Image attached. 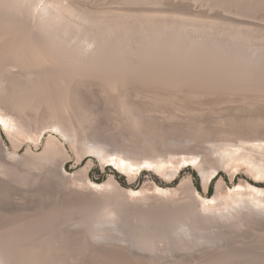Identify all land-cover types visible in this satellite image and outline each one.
Returning <instances> with one entry per match:
<instances>
[{
	"label": "bare ground",
	"instance_id": "1",
	"mask_svg": "<svg viewBox=\"0 0 264 264\" xmlns=\"http://www.w3.org/2000/svg\"><path fill=\"white\" fill-rule=\"evenodd\" d=\"M164 1L166 5L168 0H0V127L9 136L18 134L29 138L35 129L31 130L28 124L26 110L43 107L47 109L49 119L41 128L36 126L40 131L34 132L38 134V141L44 137V132L51 133L45 150L60 149L65 157L68 153L66 141L76 153H80L81 147V155L77 154L80 159L91 154L114 165L125 175L148 169L169 179L176 178L184 164L191 162L207 190L221 168L210 166L206 169V156L184 158L180 155L183 161H176L175 156L168 161L149 159L139 162L133 158L134 154L130 155L129 149L107 155L106 147L99 145L101 142L80 145L83 133L95 128L96 113L94 115L91 107L106 108L109 98L117 102L121 113L134 127L141 119L137 121L134 115V106L139 104L140 97L153 100L151 102L156 98L160 101L165 99L163 92H159L162 90H171L176 96L190 92L188 96L195 94L196 97L202 91L212 96L221 88L243 93L264 90V27L243 24L246 19L253 18L252 14L264 9V0H193L206 1L210 6L208 12L198 10L203 12L200 15L197 11L196 15L195 7L191 6L194 10L189 9L193 13L185 12L186 15L180 11L171 16L164 15ZM181 6L179 2L174 5L176 8ZM156 92L163 97L160 99ZM171 95L166 93V96ZM72 96H80V99ZM89 100L95 103H89ZM77 101L83 106H77ZM138 125L135 126L137 129ZM55 135H60L62 141ZM243 144L232 143L228 149L219 148L222 161L219 165L237 167L244 162L256 177L264 179V137L249 145ZM53 150L35 156L46 169L45 175L54 194L53 205H43L42 200L47 197L43 194L45 187L22 189L21 200L15 196L9 198L10 195L4 199L0 197V264H82L83 238L95 254L113 249L112 253L116 251L118 256L121 253L142 264H250L251 259L247 262L238 249H249L254 245L256 260L249 257L256 263L261 258L264 261V188L240 185L235 190L230 189L226 197L221 193L220 182L215 196L204 198L192 181L185 180L189 186L185 185L193 191L189 200H180L178 189L155 186L152 195L157 197L154 201H137L141 191L127 189L124 194L128 200L112 205V195L99 193L119 186L113 177L102 184L86 178L84 189L79 188L81 185L72 186L69 184L72 176L62 170L70 157L67 154L57 164L55 157L58 155L52 153ZM5 151L4 157L0 154V190H9L18 182L15 176L18 175L17 155ZM53 167L58 168L57 174ZM87 170L84 177H87ZM13 178L16 180H11ZM24 179L20 181L24 183ZM36 194L45 197L41 196V200ZM53 194L49 193L50 198ZM29 196L39 197V204H43L34 205ZM220 203H224V207L217 209ZM180 211L186 214L182 218L185 219L182 232L165 229L160 220L165 218L171 223ZM92 215L95 220L90 218ZM87 217L94 220L92 225H86ZM131 220L134 231L131 230L133 233L129 235L126 228ZM243 227L256 229L258 235L253 243L243 242L249 246L239 247L231 241V234ZM199 230L207 231L206 235L200 238ZM246 252L244 250V254Z\"/></svg>",
	"mask_w": 264,
	"mask_h": 264
},
{
	"label": "rangeland",
	"instance_id": "2",
	"mask_svg": "<svg viewBox=\"0 0 264 264\" xmlns=\"http://www.w3.org/2000/svg\"><path fill=\"white\" fill-rule=\"evenodd\" d=\"M114 1H118V0H114ZM182 1L183 0H168V1H166V5H165V1H164L165 7H162V8H164V10L162 9L163 12L165 11L164 15L165 16H167V15L171 16L172 14H175L174 12H176L177 14H178V12L181 13L180 11H182L183 14H186L187 12H189V13L192 12L194 9L196 11H193V12L196 13V15H198L197 13L198 12H199V14L202 13L203 11L202 12H200V11L203 9H204V12L205 11L208 12L207 10L210 7V6L208 7L209 4H207L206 1H193V0L192 1L191 0H187V1L184 0V2H182ZM178 2L181 3L182 6L177 7V8L174 7V5L178 4ZM205 4H207V5H205ZM168 5H170V6H168ZM191 6L193 8L194 7L195 8L193 9ZM189 7L192 8L191 9L192 11L189 9ZM186 8L189 9L190 11L187 10ZM198 10H200V11H198ZM216 13L218 14V12L215 11V14ZM211 14H214V12L213 13L211 12ZM263 14H264V9H261L260 11L255 12L254 15L252 14L253 18H250L252 20V22H250L251 20L249 21L248 19H246V23L243 22V24L247 25L249 23L248 26H251L253 24L252 25L253 28H257V26H258V28H260V27L263 28L264 27V24H263L264 23V15ZM254 26H256V27H254ZM221 89H224V88H221ZM221 89H219V91H217V90L214 91L212 93L213 97L211 96V93H209V92L203 93L204 91H202V94L198 93L197 97L194 96L195 94H191L188 96L187 94H189L190 92H188L187 94H186V92H184L183 95L186 94L185 96L181 95L182 93L180 95H178V93H177L178 96H176V93H173L171 90L159 91V92H161V94L163 92L162 95L163 96L165 95L164 96L165 99L158 101L157 100L158 98H156L155 101H158V102H155V101L151 102L153 100L149 101L150 99L149 100H147V98L141 99V97H140L141 101L138 99L140 101L139 104H137L136 107L134 106V109H135L134 115H135L137 121L141 118L139 120L140 123L138 122V124L139 125L142 124V126L141 125L139 126L138 124H136V125H134V127H132L133 126L131 124L132 122L127 118V116H125L123 113H121L120 107H117L118 106L117 102L114 103L113 100L110 101L111 98H109V100H108L109 106L108 107L106 106V108L97 105L98 108L95 109L97 107L96 105L94 107L93 104H91V105L89 104L90 106H93V108L91 107V109H93V111H95L94 115L96 113V116H97V117L95 116L96 121L93 123L94 124L93 127L95 126V128H93L94 130L92 129L93 131H91V132L89 130L87 132H85L87 134L83 133L82 139L80 140V145L82 144L81 146H83V145L86 146L88 144L91 145V144H93V142L94 143L97 142V144H99L101 142L99 145H103L104 147H106V154L107 155L108 154L114 155L117 151L118 152L126 151V149L128 151V149H129L131 151L130 155L134 154L133 158H136L137 161H139V162H145L146 160H149V159H157L159 161H168L169 159H171L175 156H176V159L175 158L174 159L176 161H183L184 158H192L195 155H201L202 158H204L206 156V158L204 159V160H207L205 163L206 169H209L211 167L212 168L217 167L218 169L221 168L218 170V175L212 180L211 184L213 185V191L211 193L209 190L211 184L208 187V189L206 190L203 183H202V178H201V175H200L198 169L195 168L196 166L194 164H192L191 162H189L188 164L187 163L184 164L179 175L176 178H170L169 179V178H166L165 176H162L163 174L156 173V172L150 171L148 169L147 170L141 169L140 171H136L137 173L132 172L131 174L125 175L124 173L119 171L114 165L102 162L99 159H97L96 156H94V155L87 154V155H85L84 158L80 159L79 155H81V151H82L81 147L79 148L80 153H76L74 151V149L71 148V146L68 143H66V141H65L64 145H65V148L67 149V152H68V153L66 152L68 154V155L67 154L66 155L70 158H68V160L66 161L62 170L63 169L66 170V172L72 176V181L70 180L69 184H71L72 186H77V187H79L81 185L79 188L84 189L86 187V182L84 181V180H86V178H89L92 182H94L96 184H102L104 182H107L111 177H113L118 182L119 186L115 185L112 188L110 187L107 190V192L105 190H103L102 192L99 193L100 195H104V194L106 195L107 193L112 195L113 196V197L111 196V198H113L112 205H114V203H123V202L128 200L127 199L128 197L125 196V194H124L125 190H127V189L128 190H139V191H141L142 195H140L139 197L136 198L137 201H143V200L154 201V199H156V197H157L154 194L152 195V193H154L155 186H158L160 188H166V189L167 188L178 189L180 200H181V198H182V200L183 199L189 200L192 198V194H193L192 193L193 191H191L192 189L190 187H187V186H189V185H187V184H189L187 182L189 180L192 181V184L195 186V188L198 190V192L204 198H208V197L213 198L216 194V187L220 182H221V184H219V185H221V187H222L221 193L223 194V196H226V197H228L230 189L235 190L240 185L245 187L246 184H251V185L259 187V188H264V179L256 177L255 172L252 173V171L249 170L248 165H245L244 162H241L240 166H237V167L236 166H228L225 168V166H222L221 164L219 165V163H221L222 161H220L221 159H220L219 154H218V151L220 149H222V147L228 149V145H230V144L232 145V143L234 145H238V144L244 145L243 143H245V145H249V144H251V142L253 140L261 139L264 137V92H263L264 90L258 89V91L257 90H255V91H244V93H243L241 90H235L236 91L235 92V91L229 89L228 90L229 92H228V91H226L227 89L226 90L224 89V91ZM170 91L173 93L172 95H171ZM230 91H232V92H230ZM239 91H240V93H238ZM260 91H262V92H260ZM166 93H167V95L169 94V96L171 95V97L174 95L172 97L173 99L169 96H166ZM156 94H158V93L156 92ZM161 94L160 95L158 94L160 96V99L162 96ZM206 94H210V95H206ZM220 94H221V96H220ZM158 95H155V96L157 97ZM254 95H256V96H254ZM72 97L77 98V96H72ZM78 97L79 98H77V99H80V96H78ZM174 97H175V99H174ZM169 99H170V101H169ZM192 99H193V101H192ZM228 100H230L229 102L231 104L228 102ZM231 100H232V102H231ZM83 101H84V104L87 103V102H85V99H83ZM245 101H246V103H245ZM91 102L95 103L93 101H90L89 103H91ZM136 102H137V100H136ZM241 102H243V103H241ZM244 104H245V106H244ZM246 104H248V105H246ZM78 105H80L81 107L83 106V104H80L77 101V106ZM147 106L150 108H148ZM258 106H259V108H258ZM257 109H258V111H257ZM46 110L47 109H43V107L40 110H36L34 108H32L31 110H29V109L26 110L27 111L26 115H27V118L29 119L28 124L31 125L30 126V127H32L31 130L35 129V130H33L32 134H29V136L31 135L29 138L26 135L23 136V135H18V134L12 135L13 137L9 136L5 132V130L0 127L1 134H2V140L0 139V154L1 155L4 154V155H2L4 157L6 155L5 150H9L10 152L17 155V162H15V163L16 164L18 163L17 167L15 166L16 170H17L16 174H18L15 176H17L18 180L15 179L16 177L11 179V180L18 181L17 183L15 181H14L15 183L12 181L17 186L16 185H14L13 187L10 186L9 190L1 189L0 190V197H2V199L6 198V196L10 195L9 198L15 196L18 200H21L22 195H23L22 189H24V188L26 189V187L30 188V187L34 186V187H38V188H44L45 187L46 190H45V193H43V194L47 197L42 196L43 194L42 195L36 194V196L40 195L39 196L40 199L42 197H45L44 200L41 199L42 201H44V204L42 202V204L44 206H48L49 204L51 205L52 203H55L54 202V194L52 193L53 190L50 189V188H52V186L50 185V183L47 180V177L45 175L46 169L42 165L41 161H38L37 160L38 158L35 157V156L38 157L41 154L43 155V154L47 153V151H49V150H53V148L48 149V150L46 149L47 151L45 150L46 145H47V141H48V137L51 134L50 132H47V133L44 132V137L39 141L37 140L38 134L35 133L36 130L37 129L39 130L41 128L40 126L43 125V123H45L49 119V115H46V114H48V112H46ZM181 110H183V111H181ZM41 111H43V112H41ZM249 112H253L254 115H253V113H249ZM191 113L193 114V116ZM199 114H201L200 119L198 116ZM168 115L170 117L171 116L172 117L166 118V116H168ZM173 115L175 116V118ZM164 117L166 118V120ZM169 118L170 119L174 118V119L170 120ZM35 119H36V121H35ZM44 119H45V121H44ZM168 119H169V121H167ZM179 119H181V120H179ZM137 121H136V123H137ZM172 121H175V122H172ZM198 121H199V123H198ZM38 125L40 128L36 127ZM137 125L139 127L138 129L135 127ZM261 127H263V128H261ZM33 133H35V134H33ZM55 136L59 140L62 141V137L60 135H55ZM82 141H84V142H82ZM228 142H229V144H228ZM15 145H17V146H15ZM54 150H58V151H54ZM54 150L52 151V153L54 152L55 154L57 153L56 155H58V156L55 155L56 156L55 162L57 164H60L61 161H63L65 159L66 155H65V157H64V155H61L62 152H63V154H65V153L62 150H61L62 152H60V149L54 148ZM165 150H167V151H165ZM208 151H210V152H208ZM49 152H51V151H49ZM77 154H79V155H77ZM167 154L170 155V157ZM1 155H0V157H2ZM156 155H158V156H156ZM180 155L184 158H182ZM78 156H79V158H78ZM186 156H189V157H186ZM138 157H139V159H138ZM180 158H181V160H180ZM88 164L90 166H88ZM85 168H87L88 170ZM54 169H55V172L58 170L57 167ZM85 170H87V177H84L85 176L84 175ZM113 171H115L117 175H115L113 173ZM57 173H58V171L56 172V174ZM220 173H222L223 175H220ZM24 177L26 179H24ZM23 179L25 181L24 183H22V181H20ZM185 180H187V181H185ZM98 181H100L101 183H98ZM197 183L199 184V186L201 188L200 190L197 188ZM23 184H24V186H23ZM53 189H54V186H53ZM123 189H124V191H123ZM110 191L113 192V194ZM49 193H50V195L53 194V196H52L53 200L51 199L52 197L50 198ZM33 194L35 195V193H33ZM34 195H32V196H34ZM118 195H120V196H118ZM114 196H116V197H114ZM30 197L31 196H29V200L30 201L33 200L32 203L34 205H35V203H36V205H42V204H39V203H41L40 201H38V200H40L39 197L38 198L34 197V199L32 197L30 199ZM118 197H120V198H118ZM46 198H47V200L49 199L50 201L49 200L47 201ZM174 200L175 199H173V201ZM45 201H47V202L45 203ZM49 202H51V203H49ZM85 205H86V203H85ZM111 207H113V206H111ZM219 207H224V203L218 204L217 209ZM84 209H86V207ZM96 210L95 211L98 214V208ZM84 211H86V210H84ZM96 213L94 215H96ZM181 213H183V212L180 211L178 213L179 216H177V215L174 216V219H175V220H173L174 223H173V221L171 223H169L168 222L169 220L167 221V219H165V218H163V220H160V222L161 221L164 222V226H166L165 229H167L169 231L171 229V231H175V232L177 231V233L179 231L182 232L181 226H183V228H184V225H185L184 224L185 222H183V221H185V219H182V218H185L186 214L184 215V213L183 214H181ZM94 215H92V217H90V218L92 219ZM183 215H184V217H183ZM87 219H88V217L85 218V222L88 223L86 225H89V224L92 225L93 221L95 220V218H93L94 220H91V219L87 220ZM89 221H90V223H89ZM131 222L132 223H130L128 225V227L126 228L128 230L125 229L127 232L129 231L130 234L125 232L126 234H129V235H131L134 231L133 230L134 229L133 228L134 222H133V220H131ZM162 222H161V224H163ZM177 227L179 229L180 228L181 229L179 230ZM174 229H176V230H174ZM131 230H133V231H131ZM206 232L207 231H205V230H202V231L199 230L200 238H202L201 236H205ZM257 235H258V233L256 232V229L243 227L242 230H240L239 232L231 234V241L233 243H237L239 245V247H241L243 245L244 241L245 242L250 241L253 243L254 240L257 238ZM83 239H82L81 248H80L81 249L80 253L82 254L81 257L83 256L82 257V261H83L82 264H101V263L102 264H105V263L106 264H118V263L119 264H131V262L133 264H142L140 261L133 259V258H130L128 256H123V254H121V253H119L120 256H118V253H116V251L112 253L111 250H113V249L108 250L109 252L105 251L104 253L101 252L100 254H99V252H96V254H95L89 250L90 249V247H88L89 244L87 242L85 243L86 240H83ZM161 244L163 245V243H160V245ZM249 244L251 245V243H249ZM243 246H249V245L245 244ZM254 246H256V245H254ZM254 246H252V247H254ZM250 247L251 246H249V249H250ZM252 247H251V249H253ZM243 249L248 251L246 253H249V254H247V255H246V253L244 254ZM243 249L241 248L242 251L241 250L239 251V249H238V252L246 260L248 258L251 259L250 264L251 263L252 264L253 263L254 264L260 263L261 264L262 263L261 261H263V258H261L262 260L259 259V261H260V262L258 261L259 263H256V261L254 262V260H256L255 257H253V255L255 253L254 252L255 248L253 250H251V249L249 250L247 247H246V249L243 247ZM89 252L91 253V255ZM87 253H89V254H87ZM107 254H109V255H107ZM251 254H252V256H251ZM249 255H250V257H253L254 260H253V258H250ZM255 255H257V254H255ZM97 256H99V257H97ZM249 259L247 260V262H249ZM108 261H110V262H108ZM120 261H123V262L120 263ZM113 262H115V263H113ZM263 263H264V261H263Z\"/></svg>",
	"mask_w": 264,
	"mask_h": 264
},
{
	"label": "trees",
	"instance_id": "3",
	"mask_svg": "<svg viewBox=\"0 0 264 264\" xmlns=\"http://www.w3.org/2000/svg\"><path fill=\"white\" fill-rule=\"evenodd\" d=\"M113 173L115 174V175H117L116 174V172L115 171H113ZM196 175V174H195ZM220 175H223L222 173H220ZM98 183H101L100 181H98ZM125 185V184H124ZM197 188L200 190L201 188H200V186H199V184L197 183ZM210 193L213 191V185L211 184V186H210Z\"/></svg>",
	"mask_w": 264,
	"mask_h": 264
}]
</instances>
